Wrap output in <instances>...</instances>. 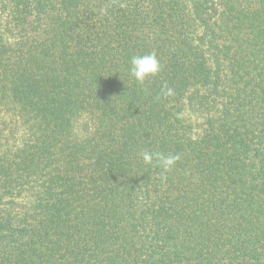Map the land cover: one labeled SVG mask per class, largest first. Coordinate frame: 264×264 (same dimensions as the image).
Listing matches in <instances>:
<instances>
[{
    "label": "trees",
    "instance_id": "trees-1",
    "mask_svg": "<svg viewBox=\"0 0 264 264\" xmlns=\"http://www.w3.org/2000/svg\"><path fill=\"white\" fill-rule=\"evenodd\" d=\"M0 264H264V0H0Z\"/></svg>",
    "mask_w": 264,
    "mask_h": 264
},
{
    "label": "clouds",
    "instance_id": "clouds-1",
    "mask_svg": "<svg viewBox=\"0 0 264 264\" xmlns=\"http://www.w3.org/2000/svg\"><path fill=\"white\" fill-rule=\"evenodd\" d=\"M162 70L160 61L156 54L148 53L144 55H133L130 60L129 75L135 79V81L143 87L146 80L156 76ZM172 89L168 88L164 95H171ZM179 159L175 155H164L162 153H150L145 151L143 153V160L146 164L155 163L162 167L165 171L170 170L175 162Z\"/></svg>",
    "mask_w": 264,
    "mask_h": 264
},
{
    "label": "rangeland",
    "instance_id": "rangeland-1",
    "mask_svg": "<svg viewBox=\"0 0 264 264\" xmlns=\"http://www.w3.org/2000/svg\"><path fill=\"white\" fill-rule=\"evenodd\" d=\"M81 116H82V115H81ZM81 116H80V117H81ZM83 117H85V116H83ZM81 118H82V117H81ZM192 121H195V119L193 118V120H192Z\"/></svg>",
    "mask_w": 264,
    "mask_h": 264
}]
</instances>
